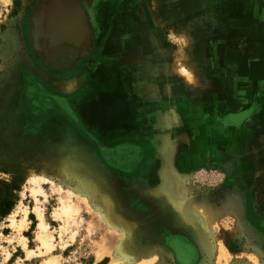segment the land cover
I'll return each instance as SVG.
<instances>
[{
    "label": "rangeland",
    "instance_id": "374dc122",
    "mask_svg": "<svg viewBox=\"0 0 264 264\" xmlns=\"http://www.w3.org/2000/svg\"><path fill=\"white\" fill-rule=\"evenodd\" d=\"M29 1L0 0L1 102V89L21 52L19 13ZM81 1L89 8L100 3ZM138 1L140 36L149 38L144 47L150 48L143 54L140 50L138 57L154 60L146 66L153 74L145 81L153 100L163 105L156 115L158 143L167 139L178 144L179 182L210 202L214 222H201L203 217L182 209L172 193L159 190L165 161L160 153L140 198L170 212L174 225L198 240L205 234L213 250L207 253L200 243L198 264H264V0ZM72 3L51 0L40 13L38 35L46 36L50 16L71 11ZM183 65L190 70L181 72ZM39 78L30 80L25 102L27 110L41 117L20 115L10 131L13 150H0V264H44L50 258L55 264H121L160 245L147 234L150 211L138 214L128 189L113 185V178L91 166L79 137L86 128L101 133L108 125H127L130 116L120 92L98 72L92 73L84 93L75 94L70 80L53 85L48 77ZM177 100L186 107L180 109ZM173 113L181 125L173 121ZM229 114L243 117L235 115L227 126L222 120ZM211 126L219 132L210 131ZM186 132L189 144L182 141ZM198 132L212 135L215 144L203 150L205 159L194 167ZM81 196L87 197L86 204ZM105 197L113 200L110 211L103 207ZM125 226L131 230L123 242L119 237ZM215 236L227 249L226 258H218ZM161 247L164 254L150 264H177Z\"/></svg>",
    "mask_w": 264,
    "mask_h": 264
},
{
    "label": "flooded vegetation",
    "instance_id": "af4514ba",
    "mask_svg": "<svg viewBox=\"0 0 264 264\" xmlns=\"http://www.w3.org/2000/svg\"><path fill=\"white\" fill-rule=\"evenodd\" d=\"M49 1L30 0L19 13L16 30L21 52L1 89L6 100L0 101V150H13L10 131L15 120L24 117L26 113L29 114L27 119L29 116L35 119L41 117V113H32L26 109L25 92L30 86V80L37 81L44 75L56 85L54 82L81 76H85L88 81L92 73L98 72L104 81L112 82L120 92L130 117L126 126L120 123L111 128L108 125L98 134L84 129L83 135L79 134V137L86 149V160L104 177L113 178V185L128 189L132 195V208L138 214L146 209L150 211L147 234L167 248L177 264H197L200 252L190 231L182 228V225L175 226L170 212L155 207V204H148L139 195L152 181L150 166L159 153L155 128L157 117H144L143 110L137 108V104L142 102L137 92L138 79L142 80L148 72L149 75L153 74L146 66L154 62L149 59L140 60L138 57L140 50L141 54L150 51L149 47H144L148 43L145 40L149 38L140 36L139 1L100 0L99 4L89 8L81 0H76L82 8L81 14L85 17L89 32L81 40L83 47L81 45L79 48L68 40L49 42L45 40L46 36L38 35L40 13ZM72 6L71 11L61 10L53 13V16L57 20L68 19L74 14L73 3ZM41 81L45 87L54 89L48 82ZM176 104L180 109L186 107V103L178 100ZM51 109V115L56 114L57 106ZM235 115L243 117L242 114H229L222 122L227 123ZM57 139L58 135L54 139L56 143L59 142Z\"/></svg>",
    "mask_w": 264,
    "mask_h": 264
},
{
    "label": "bare ground",
    "instance_id": "6f19581e",
    "mask_svg": "<svg viewBox=\"0 0 264 264\" xmlns=\"http://www.w3.org/2000/svg\"><path fill=\"white\" fill-rule=\"evenodd\" d=\"M123 23V22H121ZM121 25V24H120ZM181 72L185 73L190 70L189 67L182 66L180 67ZM172 116L173 121H176L178 125H181V122L179 120V116L177 113H173ZM180 115V114H179ZM184 120V119H183ZM174 124V123H173ZM182 127V126H181ZM184 132V131H182ZM182 141L186 144L191 143V136L189 133H183L182 135ZM177 143L175 141H168L165 139L161 145H159L158 151L161 154V156L165 159L163 169H162V176L164 178V183L161 185L160 189L164 192L172 193L173 196H175L178 200V204L184 209L185 211H192L199 214L203 217L201 222H210L213 223V210L211 208L210 202L206 199H198L192 192L185 186L180 184V177H182V172L179 169V163L176 162V154H177ZM179 151V150H178ZM179 155V154H178ZM84 194V193H83ZM77 195V194H76ZM172 197V196H171ZM82 203L86 204L88 202L87 197L84 198L81 196ZM112 198L105 197L103 200V207L106 211H110ZM101 211V209H100ZM102 213V212H101ZM221 213V212H220ZM104 216V215H103ZM200 220V219H199ZM213 220V221H212ZM41 226L43 228H46V225L41 222ZM129 226V225H128ZM125 226L124 231L125 235H123V230L120 233L119 239H121L123 242L126 241V238H128V232L131 230L130 227ZM216 237V236H215ZM40 239H42L43 243L47 245L46 240L44 239V236H41ZM119 239L117 242H119ZM205 251L207 250V253H212L213 247L209 241L207 240L205 234L202 232L200 237ZM215 239V238H214ZM216 248L218 253V258H226L228 256L227 249L224 247L221 238L218 236L216 237ZM118 244V243H117ZM51 247H49L50 249ZM103 250V249H102ZM102 250L99 251V255L101 256ZM158 254H164V249L160 245L153 246V249L146 253H139L138 257L136 259L131 260H125L121 264H150L154 261H157ZM44 264H55L54 258L46 259ZM215 264H217L215 262Z\"/></svg>",
    "mask_w": 264,
    "mask_h": 264
},
{
    "label": "crops",
    "instance_id": "0c3cea01",
    "mask_svg": "<svg viewBox=\"0 0 264 264\" xmlns=\"http://www.w3.org/2000/svg\"><path fill=\"white\" fill-rule=\"evenodd\" d=\"M81 45L83 47V43ZM149 73L150 72H148L147 74H145L144 75V78L142 80L138 79L139 81L137 82V84H138L137 85V92H138V94H139L142 102L139 103V104H137V108H139V110H143L142 115L144 117H146L145 115H148V116H151V117L152 116L155 117L157 115V113L162 110L163 105L159 101H154L153 99L155 98V96H152L150 94L152 87H150L148 85V83H147ZM102 80H104V79L102 78ZM145 80H147V81H145ZM59 82H62V81H59ZM90 82H91V78L88 81H86V77L85 76H81V78H74L73 80H70L67 84L69 85L70 88L71 87H75V88H73V89L70 90V91H72V93L75 94V93L80 92V90L83 92L84 89L87 86H89V83ZM146 89L147 90L150 89V90L147 91ZM163 92L165 93V90L164 89H163ZM154 93H157V92H154ZM149 95H151L150 96V97H152L151 100H153L154 102H152V101H150L148 99V96ZM154 95H156V94H154ZM207 129H209V128L207 127ZM212 130H215L217 133L219 132V130H218V128H216V126L215 127L214 126H211L210 127V131H212ZM92 132H95V131H92ZM208 135L207 134L206 135H202L201 133H199L198 137H196V143L198 145V149L200 150V152L196 154V157H195V160L196 161L193 162V164H195L194 167H196L199 163L203 162L202 160L205 159L204 156L207 155V154H205L203 152V150L209 149V148L212 149L213 145L215 144V141L213 139V136L211 135L212 136L211 137L210 134H208ZM217 137H218V134H217ZM216 143H218V142H216ZM210 156H213V153H210ZM183 161H187V159L186 158H183ZM189 233L193 236L194 241L196 242V245L198 247V250L201 253L200 246L203 244L202 241H201V239L199 238L200 240H198L197 236L195 234H193L191 231ZM200 243H202V244H200ZM154 246H156V245H154ZM198 263H199V261L197 262V264Z\"/></svg>",
    "mask_w": 264,
    "mask_h": 264
},
{
    "label": "water",
    "instance_id": "95a60500",
    "mask_svg": "<svg viewBox=\"0 0 264 264\" xmlns=\"http://www.w3.org/2000/svg\"><path fill=\"white\" fill-rule=\"evenodd\" d=\"M49 2H47L48 6ZM73 5V15H70L66 20H57L54 16H50L44 30L46 36L54 38L55 41L68 40L76 44L77 47H80L83 43L82 38H86L89 32L85 17L83 18L81 14L82 8L80 9V5L76 0H73Z\"/></svg>",
    "mask_w": 264,
    "mask_h": 264
}]
</instances>
